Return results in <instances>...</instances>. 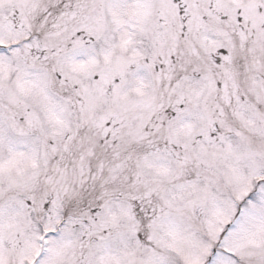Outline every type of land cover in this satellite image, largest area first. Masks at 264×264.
I'll return each mask as SVG.
<instances>
[{"label":"snow or ice","instance_id":"obj_1","mask_svg":"<svg viewBox=\"0 0 264 264\" xmlns=\"http://www.w3.org/2000/svg\"><path fill=\"white\" fill-rule=\"evenodd\" d=\"M0 264H264V0H0Z\"/></svg>","mask_w":264,"mask_h":264}]
</instances>
